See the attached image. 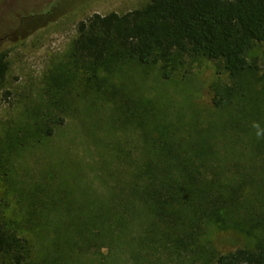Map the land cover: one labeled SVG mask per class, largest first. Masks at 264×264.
<instances>
[{"label": "trees", "instance_id": "1", "mask_svg": "<svg viewBox=\"0 0 264 264\" xmlns=\"http://www.w3.org/2000/svg\"><path fill=\"white\" fill-rule=\"evenodd\" d=\"M257 45L264 52V0H149L126 13H94L78 23L71 59L87 82L103 83L101 69L130 61L160 64L169 78L189 54L216 61L219 73L233 82L214 87L215 117L207 126L195 117L154 127L140 158L134 155L128 162L127 153L119 154L118 163L101 165L112 182L111 194L69 224L58 223L66 227L58 230L62 253L79 245H95L97 253L116 247L135 225L134 239L144 258L264 264V139H257L252 127L256 121L264 129V94L252 81L261 65L249 58ZM6 56L2 45L0 86L9 69ZM54 102L65 106L63 99ZM65 119L63 110L51 113L46 135ZM209 226L237 230L246 244L206 250L201 236ZM30 258L35 257L27 231L0 213L1 264H34Z\"/></svg>", "mask_w": 264, "mask_h": 264}, {"label": "rangeland", "instance_id": "2", "mask_svg": "<svg viewBox=\"0 0 264 264\" xmlns=\"http://www.w3.org/2000/svg\"><path fill=\"white\" fill-rule=\"evenodd\" d=\"M148 1L0 0V47L9 62L0 86V213L27 231L34 264H204L208 259L144 258L134 239L135 225L122 243L100 253L95 245L73 246L68 254L59 246L66 227L58 223L69 224L111 194L102 164H116L115 157L125 153L128 162L140 158L154 127L195 117L207 126L215 117L214 87L233 82L203 54L184 57L169 78L160 64L130 61L101 69L103 83L83 79L71 59L78 23L94 13H126ZM249 58L257 59L261 69L246 83L252 80L264 94L263 47L255 46ZM57 98L65 106L54 102ZM61 110L65 122L47 136L49 115ZM201 241L211 252L246 244L239 231L215 226L207 227Z\"/></svg>", "mask_w": 264, "mask_h": 264}, {"label": "clouds", "instance_id": "3", "mask_svg": "<svg viewBox=\"0 0 264 264\" xmlns=\"http://www.w3.org/2000/svg\"><path fill=\"white\" fill-rule=\"evenodd\" d=\"M252 127L256 130L257 139H264V129L261 128L259 122L254 121Z\"/></svg>", "mask_w": 264, "mask_h": 264}]
</instances>
